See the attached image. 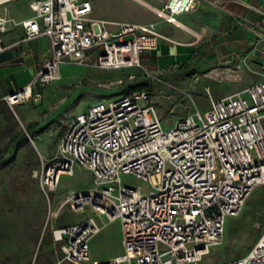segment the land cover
Returning <instances> with one entry per match:
<instances>
[{
  "label": "built area",
  "instance_id": "obj_1",
  "mask_svg": "<svg viewBox=\"0 0 264 264\" xmlns=\"http://www.w3.org/2000/svg\"><path fill=\"white\" fill-rule=\"evenodd\" d=\"M201 1L166 0L155 12L179 25L177 16ZM231 1L257 16L247 27L264 46V0ZM29 6L33 16L17 23L24 31L22 40L45 35L51 53L30 83L4 98L10 106L39 102L42 94L34 87L60 79L63 64L140 68L148 74L141 56L163 37L154 23L91 17L89 0H31ZM9 20L0 9V51ZM178 90L192 110L169 130L163 129L147 89L98 99L68 120L57 152L33 176L49 205L60 175L71 174L75 164L91 172L94 188L64 197L49 208L46 222L65 205L73 212L90 209L104 223L119 220L122 252L107 260L92 258L89 240L102 225L91 215L51 227L61 252L58 264H201L222 239L226 218L237 216L253 190L264 185V77L223 97L206 88L204 110L189 91ZM122 175L149 183L151 190L123 183ZM213 264H264V231L242 256Z\"/></svg>",
  "mask_w": 264,
  "mask_h": 264
},
{
  "label": "rangeland",
  "instance_id": "obj_2",
  "mask_svg": "<svg viewBox=\"0 0 264 264\" xmlns=\"http://www.w3.org/2000/svg\"><path fill=\"white\" fill-rule=\"evenodd\" d=\"M89 1L92 5V17L105 20H136L143 16L139 4L134 0ZM150 1L158 6L164 2V0ZM125 69L128 68L101 69L75 64L61 65L60 79L48 85L49 94L43 108L44 115L40 118L43 121L42 126L36 129V133L40 134L39 138L34 137L35 129L19 121L11 110L9 113H4L6 119L0 124V138L10 137V139L4 142L9 149L2 151L0 160V193H15L16 200L13 201L18 208H23L19 205L22 203L20 195L31 187L26 179L37 180L33 172L40 168L43 160L55 155L68 119L102 96L101 99L108 100L117 97L118 94L129 93L130 85H144L143 88L151 93L164 130L173 128L181 116L192 110L190 102L178 89L189 90L201 110L208 106V103L203 100L207 97L197 98L190 88V82L176 81L178 75L175 72L166 77L157 76L148 70L147 74L140 68H132L133 78L129 80L128 74L124 72ZM246 73L251 76V80H258L264 77V68L255 73L247 70ZM158 79L169 83L174 88ZM221 79L225 78L218 77L217 81L220 82H217L218 87L215 93L218 97L242 89L250 82L244 80L237 86L230 87ZM194 83L200 82L194 81ZM204 86L201 87L202 96H206ZM22 144L25 146L20 152L19 147ZM122 181L143 191L151 190L149 183L139 181L131 175H122ZM93 188L91 172L75 164L71 174L60 175L54 192L49 194L50 202L53 207L71 193L87 192ZM43 196L46 201V195L43 194ZM69 209V206L65 205L61 210L62 214L57 218L61 220V225L78 220L88 212L76 215ZM262 231H264V185L253 190L237 216L226 218L222 239L217 245L210 247V252L203 257L201 264L223 263L242 256L255 243ZM35 235L34 227H0V264H58L61 252L52 241L49 224L41 227L38 238Z\"/></svg>",
  "mask_w": 264,
  "mask_h": 264
},
{
  "label": "crops",
  "instance_id": "obj_3",
  "mask_svg": "<svg viewBox=\"0 0 264 264\" xmlns=\"http://www.w3.org/2000/svg\"><path fill=\"white\" fill-rule=\"evenodd\" d=\"M30 1L9 0L0 5L4 15L10 19L6 24V30L1 34L4 49L0 51V124L6 119L4 113H9L11 110L19 121L35 129L34 137L39 138L40 134L36 133V129L42 126L43 121L40 118L44 115L43 108L49 94L50 83L44 87H34V91L42 94L41 100L37 103L23 101L10 106L4 99L14 90L30 83L51 53L50 40L45 35L22 40L24 31L17 23L33 16L29 6ZM134 1L140 6L142 18L106 20L112 23L114 21L154 23L163 37L158 40L155 49L144 52L141 56L143 65L150 73L168 77L175 72L178 75L176 81L190 82V88L199 99L207 97V94L202 96L201 87L204 85V90L207 88L212 96L218 97L215 93L218 87L217 82H220L217 81L219 76L225 78L221 80L230 87H235L244 80L250 81L246 86L257 81L251 80V76L247 75L246 71L255 73L264 68V46L256 43V33L247 27L248 20L256 19L257 16L244 6L231 0H222L219 4L214 0H203L195 9L178 15L180 24L174 25L158 17L155 12L164 5L166 0L161 6L150 0ZM91 14L92 9L90 16ZM111 28L116 27L111 25ZM131 69L124 70L129 80L133 78L129 77L133 76ZM194 81L200 83L197 84ZM203 100L208 103V99ZM9 139L10 137L0 138V160L2 151L9 149L4 143ZM24 146L22 144L19 147L20 152L24 150ZM26 182L31 187L20 195L22 203L19 205L23 208H18L13 201L16 200L15 193H0V227H34L35 237L38 238L41 227H46L47 224H49V230L51 227L65 226L61 225L60 219H57L62 211L46 222L49 208L55 209L58 204L52 207V203L50 202L49 205L47 198L45 201L38 180L27 178ZM86 211L88 212L85 216L82 215L71 223L93 215L102 225L89 240L92 258L103 260L119 255L122 252L120 221L104 223L103 217L96 215L90 209L84 212H72L81 215ZM42 233L44 234V231Z\"/></svg>",
  "mask_w": 264,
  "mask_h": 264
},
{
  "label": "trees",
  "instance_id": "obj_4",
  "mask_svg": "<svg viewBox=\"0 0 264 264\" xmlns=\"http://www.w3.org/2000/svg\"><path fill=\"white\" fill-rule=\"evenodd\" d=\"M143 86L144 85H136V84L130 85V87H129V93L132 92V91L145 89V88H143Z\"/></svg>",
  "mask_w": 264,
  "mask_h": 264
}]
</instances>
